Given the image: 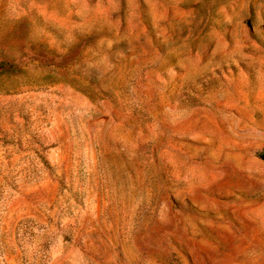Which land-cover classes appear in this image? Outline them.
I'll return each instance as SVG.
<instances>
[{"label":"rangeland","instance_id":"rangeland-1","mask_svg":"<svg viewBox=\"0 0 264 264\" xmlns=\"http://www.w3.org/2000/svg\"><path fill=\"white\" fill-rule=\"evenodd\" d=\"M1 56L0 264H264V0H0Z\"/></svg>","mask_w":264,"mask_h":264},{"label":"trees","instance_id":"trees-1","mask_svg":"<svg viewBox=\"0 0 264 264\" xmlns=\"http://www.w3.org/2000/svg\"><path fill=\"white\" fill-rule=\"evenodd\" d=\"M1 54H8V53H5L2 51ZM25 64L26 62L15 60L13 56H5V57L1 56L0 77L16 76L17 74L22 72V69L25 66ZM17 91L18 90L12 89L9 86H5V87L0 86V94L1 93H12V92H17ZM260 157L264 160V151L260 154Z\"/></svg>","mask_w":264,"mask_h":264}]
</instances>
